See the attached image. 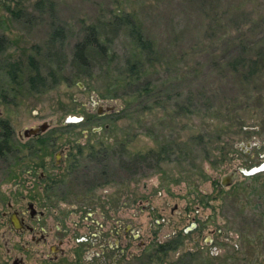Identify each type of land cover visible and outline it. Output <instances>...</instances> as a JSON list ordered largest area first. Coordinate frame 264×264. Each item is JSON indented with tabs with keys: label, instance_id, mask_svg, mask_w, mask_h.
I'll use <instances>...</instances> for the list:
<instances>
[{
	"label": "rangeland",
	"instance_id": "1",
	"mask_svg": "<svg viewBox=\"0 0 264 264\" xmlns=\"http://www.w3.org/2000/svg\"><path fill=\"white\" fill-rule=\"evenodd\" d=\"M132 25L149 47L136 46ZM87 26L104 52L89 49L83 64L74 46ZM0 36V125L10 146L0 147V264L14 254L39 262L30 232L9 216L19 209L33 222L27 201L46 224L100 203L131 218L141 234L123 236L134 255L118 263L264 264V169L221 183L264 161V0H0ZM135 49L143 72L131 78ZM240 55L257 61L256 76L230 67ZM30 57L46 77L38 92L26 82ZM11 61L22 66L18 83ZM61 147L65 166L53 165ZM40 160L52 178L31 190L21 166ZM194 221L201 231H184ZM179 231L172 249L154 251Z\"/></svg>",
	"mask_w": 264,
	"mask_h": 264
},
{
	"label": "flooded vegetation",
	"instance_id": "2",
	"mask_svg": "<svg viewBox=\"0 0 264 264\" xmlns=\"http://www.w3.org/2000/svg\"><path fill=\"white\" fill-rule=\"evenodd\" d=\"M7 126L8 125L5 123H1L0 125V135L2 137L0 147H4L5 150H8L10 147L6 144V136L8 134L5 128ZM8 131H10L9 134L12 136L13 130L11 127ZM35 140L37 141V139ZM18 150H20V148ZM64 150L67 151L65 152ZM58 153L60 156L57 154L55 155L53 165L65 166L63 158L68 157V148L64 149L61 147ZM3 157L5 158L6 156ZM29 157H32V154L17 155L14 160L15 162H20ZM45 159L48 160L49 155H46ZM44 163L45 162L40 160L34 161L31 164L25 163L21 166L24 171L23 174L31 177L28 184L29 187L31 186V190L35 189V185L38 186L39 190H44L41 182L52 178L49 176L48 172L45 171L46 166ZM37 168H39V171ZM49 187L52 186H45V189ZM30 203L33 205V211L29 207ZM8 205H10L9 202ZM26 205L28 208V215L31 219L33 218L32 221L34 223L25 222L23 210L20 211L19 209H15L9 216L12 215L16 219L17 227H14L17 228L18 231L28 230L30 232V239L36 243L35 250H40L38 264H58L60 262H65V260L70 264H83V262L84 264H102L107 261L109 256L110 262L113 264H122L123 262L118 263L117 259L125 256L127 251H129V254L132 253L131 248L127 247L131 241L124 244L123 236L136 237L141 234L138 230V225H133L131 218L126 219L127 221L124 223L123 220L118 219V216H116L115 209L108 204L102 205L100 203L94 206L88 205L85 215L81 216L79 214L78 217L76 216L75 218L68 219V221L64 219L56 220L54 225L52 223L46 224L40 222L39 215L43 214V210L37 211L32 201H27ZM102 206L104 209L106 208L108 212H105L104 209L102 210ZM1 213L2 215H6L5 210ZM156 221L160 222L159 220ZM189 228L201 231L199 223L195 221L191 222V225L185 227L184 231ZM154 232H156V229ZM182 233L183 232L179 231L166 241L158 240V242L153 245L154 251L158 250L161 253H166L168 248L172 249L174 247L173 242L178 243L182 240ZM194 239H196V237H194ZM137 246L139 249L138 251H145V241L141 240ZM125 248H127L126 253ZM67 252H69V256L66 255ZM133 255L134 253L131 254V256ZM25 260L23 254H14L10 257V260L7 261V264H25ZM36 260L37 259H35V261Z\"/></svg>",
	"mask_w": 264,
	"mask_h": 264
},
{
	"label": "trees",
	"instance_id": "3",
	"mask_svg": "<svg viewBox=\"0 0 264 264\" xmlns=\"http://www.w3.org/2000/svg\"><path fill=\"white\" fill-rule=\"evenodd\" d=\"M131 31H132L133 39L137 44L136 45L137 47H140L142 50L143 48H147L150 46V41L147 39H143L142 34H141L138 27H135L134 25H132ZM55 32H56V30L54 31V33ZM4 47H5V39H4V37L0 36V52L4 49ZM74 47H75V56L83 64H85L87 62V60H86L87 51L89 49L94 48L96 51H98V49H99L101 52H104V49H103L104 46L99 42L97 32L95 31V28L93 26H87L85 34L83 35V37L81 39H79L75 43ZM137 50L138 49H135V51L132 52L126 58V68L125 69L129 71V75L131 76V78H133L134 76H137L138 74L140 75V72H143L142 66L136 65V63L140 60V58H139L140 56L138 55ZM32 60H33L32 57H30L29 67L32 70L30 73L25 74L26 75V82L29 86L28 89L30 91L38 92V91H40L41 88H43L45 86L46 77H45V75H43L40 72V69L38 68V66H36L32 62ZM241 66L244 67L243 68L244 70L242 71V76L244 78H248V77H251L254 75L256 76L259 72L258 64H257V61L255 59L250 58V57L246 58V56H244V55L234 56L232 58V63L230 65V67L234 70H238L241 68ZM2 67H4V66H2ZM6 67H8L7 72L9 73L10 80L12 82L15 81V83H18L17 73L23 71L22 66L18 62H12L11 61V62H8V64H6ZM129 75H127V76H129ZM127 76H124V77H127ZM118 81H123V80L118 79ZM262 97H263L262 94L258 97L259 101H260V98L262 100ZM6 139L9 140L8 136ZM0 142H1V140H0ZM164 149H165V146H163L161 150L163 151Z\"/></svg>",
	"mask_w": 264,
	"mask_h": 264
},
{
	"label": "water",
	"instance_id": "4",
	"mask_svg": "<svg viewBox=\"0 0 264 264\" xmlns=\"http://www.w3.org/2000/svg\"><path fill=\"white\" fill-rule=\"evenodd\" d=\"M98 111L100 112L101 109H98ZM47 126H48V123L47 122H43V123H40V124H38L36 126L25 127L24 130H23L24 136L35 135L37 133H40ZM263 169H264V161L260 162L257 165L250 166L248 168H246V167L233 168L228 174H226V175H224L222 177L221 183L222 184L230 183L233 180V178H235L238 175L237 173L239 171L244 173V174H251V173H255V172H258L260 170H263ZM29 207L33 211L34 208H33V205L31 203L29 204ZM10 218H11L12 223L14 224V226L17 227L16 219L13 216H11Z\"/></svg>",
	"mask_w": 264,
	"mask_h": 264
}]
</instances>
